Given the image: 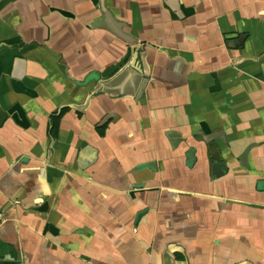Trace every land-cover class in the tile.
<instances>
[{"label": "crops", "instance_id": "1", "mask_svg": "<svg viewBox=\"0 0 264 264\" xmlns=\"http://www.w3.org/2000/svg\"><path fill=\"white\" fill-rule=\"evenodd\" d=\"M105 4L0 0V264H264V0Z\"/></svg>", "mask_w": 264, "mask_h": 264}, {"label": "water", "instance_id": "2", "mask_svg": "<svg viewBox=\"0 0 264 264\" xmlns=\"http://www.w3.org/2000/svg\"><path fill=\"white\" fill-rule=\"evenodd\" d=\"M100 2V8L103 12V20L101 22V25L110 30L113 34H115L118 38L129 44L132 48L137 46V39L132 37L130 34H128L124 28L125 23L120 22L115 19L113 14L108 10L105 4V0H99ZM137 53H135V58L129 62L124 68H122L116 76L107 81V82H101L99 83L96 88H94L91 93L88 95L86 99V104L89 103V101L92 99L93 95L95 93L103 92L107 93V85L113 86L116 82H120L121 80L125 79H131L133 82V94L132 97H135L140 90L144 77L143 74L140 71V68L138 67L137 61H136Z\"/></svg>", "mask_w": 264, "mask_h": 264}]
</instances>
